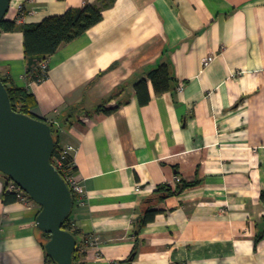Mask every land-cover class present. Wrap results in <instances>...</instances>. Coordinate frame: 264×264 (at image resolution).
<instances>
[{"label":"crops","instance_id":"crops-1","mask_svg":"<svg viewBox=\"0 0 264 264\" xmlns=\"http://www.w3.org/2000/svg\"><path fill=\"white\" fill-rule=\"evenodd\" d=\"M101 1L12 0L17 29L0 36V75L35 97L61 147H76L80 264H264V0H115L49 57L45 81L30 80L24 26ZM167 63L175 89L156 95L149 81L142 105L135 85ZM113 94L117 112L83 123ZM8 182L0 173V264H47L41 206L5 205ZM179 184L189 187L154 199ZM147 210L157 214L139 227Z\"/></svg>","mask_w":264,"mask_h":264},{"label":"water","instance_id":"water-1","mask_svg":"<svg viewBox=\"0 0 264 264\" xmlns=\"http://www.w3.org/2000/svg\"><path fill=\"white\" fill-rule=\"evenodd\" d=\"M11 2L0 0V36ZM56 146L48 122L13 110L0 75V173L41 206L37 227L51 235L45 245L47 253L56 264H74V254L83 239L63 229L73 211L74 197L52 163Z\"/></svg>","mask_w":264,"mask_h":264},{"label":"trees","instance_id":"trees-1","mask_svg":"<svg viewBox=\"0 0 264 264\" xmlns=\"http://www.w3.org/2000/svg\"><path fill=\"white\" fill-rule=\"evenodd\" d=\"M115 0H102L101 5H86L82 8L70 9L62 16H53L46 18L40 23L24 26V52L27 63V76L30 80L40 83L43 81L40 72L37 69V65L43 61L49 59L54 55L62 46L72 43L74 40L81 37L88 30L100 23L103 19V11L112 6ZM17 29L16 21H10L4 19L1 24L2 32H13ZM1 79L6 86L13 110L18 113L29 115L35 119L45 121L37 117L33 113V109L36 107L35 97L30 94L27 89L15 86L7 78L1 76ZM151 82L155 90L156 95H162L175 89V77L173 75L172 65L167 63L157 68L152 69L148 73V79H144L135 85V92L142 105H146L150 102L151 97L148 90V82ZM116 94L100 105L94 113H87L84 122H88L95 114L111 115L118 111L122 104H117L112 107H106V104L114 99ZM70 114L68 115L67 124L72 126L73 122L79 116L78 106L70 108ZM79 120V119H77ZM47 122V121H46ZM50 124V123H49ZM52 133L56 141V149L54 156L57 155L60 146V129L54 124H50ZM70 163V159L66 160V164ZM76 171V168H74ZM62 175V172H60ZM8 180V179H7ZM188 185L179 184L174 191L169 186L160 187L154 196L155 200L163 201L170 197L181 194ZM30 199V197L28 196ZM264 199V195L262 196ZM15 193H5L3 196V203L5 205L19 201ZM72 214V213H71ZM157 214V211L147 210L143 217L139 220L138 226H144L148 222L152 221ZM71 215L64 221L63 229L70 231L75 236H81L79 231L73 226L70 221ZM45 241L43 242V248L46 252L47 264H56L54 259L47 253L45 245L51 238L50 234L44 233ZM262 237L259 236L256 241L258 242ZM83 239V237H82ZM84 240V239H83ZM84 241H82L83 244ZM82 251V250H81ZM80 251L77 250L74 254V264H78L80 259Z\"/></svg>","mask_w":264,"mask_h":264},{"label":"built area","instance_id":"built-area-1","mask_svg":"<svg viewBox=\"0 0 264 264\" xmlns=\"http://www.w3.org/2000/svg\"><path fill=\"white\" fill-rule=\"evenodd\" d=\"M214 55H209L203 60V66L206 68L214 61ZM37 69L41 74L43 81L48 78L49 74V65L48 59L41 61L37 65ZM42 81V82H43ZM179 90L182 91L183 87L180 85ZM76 152V147L73 145H68L66 147H61L57 155L52 158V163L56 167V169L62 172V177L67 182L70 190L72 191L74 197V203H84V199L86 196V192L83 186L79 183L75 168V163L73 160V155ZM70 159V163L66 164V160ZM8 191L11 193H15L20 200L29 199L28 195L13 181L9 180L8 182ZM94 244V241H91ZM96 243V242H95ZM84 243L77 248L81 253L84 250ZM76 250V251H77ZM82 250V251H81ZM80 253V254H81ZM80 264V263H78Z\"/></svg>","mask_w":264,"mask_h":264},{"label":"rangeland","instance_id":"rangeland-1","mask_svg":"<svg viewBox=\"0 0 264 264\" xmlns=\"http://www.w3.org/2000/svg\"><path fill=\"white\" fill-rule=\"evenodd\" d=\"M77 262H78V263H80V262H79V259H78V261H77Z\"/></svg>","mask_w":264,"mask_h":264}]
</instances>
